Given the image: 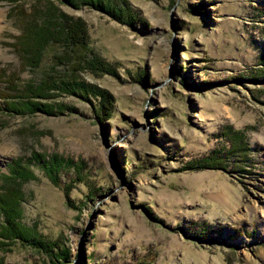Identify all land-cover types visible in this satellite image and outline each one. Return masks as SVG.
<instances>
[{
	"label": "rangeland",
	"instance_id": "1",
	"mask_svg": "<svg viewBox=\"0 0 264 264\" xmlns=\"http://www.w3.org/2000/svg\"><path fill=\"white\" fill-rule=\"evenodd\" d=\"M128 1L135 27L89 5L0 0V196L13 192L22 236L0 211V264H264V0ZM47 7L84 26L73 69L55 43L28 64L39 39L24 43L25 22ZM50 68L58 86L102 89L108 114L91 91L56 89L33 98L52 112L11 111ZM38 156L65 160L55 181ZM55 243L66 260H51Z\"/></svg>",
	"mask_w": 264,
	"mask_h": 264
},
{
	"label": "trees",
	"instance_id": "2",
	"mask_svg": "<svg viewBox=\"0 0 264 264\" xmlns=\"http://www.w3.org/2000/svg\"><path fill=\"white\" fill-rule=\"evenodd\" d=\"M59 2L64 3L66 5L72 6V7H80L84 5H89L91 7H94L102 12H105L115 20L125 23L129 25L130 27L137 26V20L139 19L138 13H135L133 11V8L128 0H59ZM10 8H13L10 7ZM15 8V7H14ZM53 8H55L53 6ZM53 10L49 7L45 8L44 15L42 16V23H38L36 21L37 18L34 19L29 17L25 23H27L26 30L24 33L25 37L23 39L24 43H26L27 38L39 39L32 43L30 46V49L28 50V54L30 55V61L29 65L31 67H37L39 64L38 59H40L43 56L44 49L52 43H55L61 47V51L58 53H55L53 55V62L55 64H64L65 59L63 57H70L71 61H67L69 65L71 66V69H73V66H77L81 64V62L84 63L83 57H84V51L88 50L87 47V40L84 33V26L82 25L81 21L78 19H74L71 16L65 15L63 13H60L59 15L52 14ZM21 15H25V13H20ZM27 16V14L25 15ZM38 20V19H37ZM59 20V21H57ZM143 22V26H146L145 21ZM45 28L43 31V37H37L35 35L36 30L38 31L41 27ZM34 33V34H33ZM20 37H18L19 39ZM29 43V41H28ZM30 44V43H29ZM20 49H22L21 45ZM37 49L36 52H34V49ZM90 50V49H89ZM34 53L35 58H34ZM69 55V56H68ZM102 65V63H101ZM102 71L109 72L113 71V69H110L109 66H103L102 65ZM51 68L48 70V72L41 78V81L38 84H32L27 83L23 89L21 88L20 93L16 94V98H18L19 103L21 106L14 107V103H11L10 110L12 111H18L20 108H23L27 111H43V112H52L51 108L44 106V107H38L36 106V102H34L33 98H50L51 96H54L55 89L64 93H70V94H82L85 95L91 91L92 94L100 98L99 102V110L96 112L97 118L101 119L103 115L108 114V111L111 108L110 98L108 96L104 95V91L94 85H91L84 81L83 79H79L75 76H66V80H62V83L60 81V86H58L56 81L52 79V75L50 72ZM114 72V71H113ZM58 81V79H57ZM65 90V91H64ZM90 93V94H91ZM20 99V100H19ZM245 144V143H244ZM243 151H244V145H242ZM48 159V160H47ZM44 159L43 157H39L36 160L37 164H39L41 167H43L45 170H47L48 173H51L53 171V177L55 181L57 170H61V167L64 165L65 160L60 157H52ZM52 162V165L51 163ZM204 166V165H203ZM17 168L12 169V174L10 176H21V170L22 167L19 166L18 162H16ZM13 192L4 193L0 196V211H2L3 216H5V220L7 225L5 227V233L9 232L8 234H11L13 237L21 238V230L18 229V222L15 220L16 213L18 206L16 205V201H8L10 199V194ZM6 199V201H4ZM17 224H16V222ZM17 228V229H16ZM35 241V239H34ZM40 245V243H39ZM55 248V252L52 250L49 252L51 254V260L52 261H58L61 258L63 260H66L68 250H65L64 247H61L60 245H57L56 243L53 245Z\"/></svg>",
	"mask_w": 264,
	"mask_h": 264
},
{
	"label": "bare ground",
	"instance_id": "3",
	"mask_svg": "<svg viewBox=\"0 0 264 264\" xmlns=\"http://www.w3.org/2000/svg\"><path fill=\"white\" fill-rule=\"evenodd\" d=\"M1 11V10H0Z\"/></svg>",
	"mask_w": 264,
	"mask_h": 264
}]
</instances>
